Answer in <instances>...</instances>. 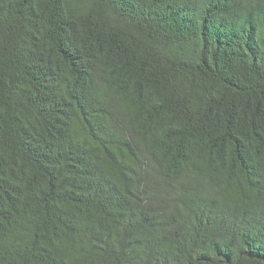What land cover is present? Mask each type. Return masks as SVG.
Instances as JSON below:
<instances>
[{
  "label": "trees",
  "instance_id": "trees-1",
  "mask_svg": "<svg viewBox=\"0 0 264 264\" xmlns=\"http://www.w3.org/2000/svg\"><path fill=\"white\" fill-rule=\"evenodd\" d=\"M0 264H264V0H0Z\"/></svg>",
  "mask_w": 264,
  "mask_h": 264
}]
</instances>
